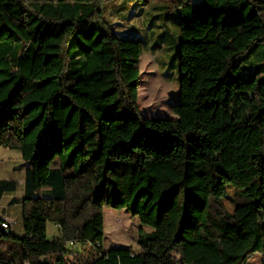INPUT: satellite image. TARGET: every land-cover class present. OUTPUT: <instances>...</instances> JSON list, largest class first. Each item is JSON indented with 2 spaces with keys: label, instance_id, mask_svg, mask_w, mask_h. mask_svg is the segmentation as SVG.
<instances>
[{
  "label": "trees",
  "instance_id": "trees-1",
  "mask_svg": "<svg viewBox=\"0 0 264 264\" xmlns=\"http://www.w3.org/2000/svg\"><path fill=\"white\" fill-rule=\"evenodd\" d=\"M116 1L0 0V150L24 165L23 232L0 217V264H264V31L235 48L238 78L222 77L217 38L180 41L176 118H145L142 40L106 20ZM166 9L183 29L206 15L264 28V0ZM14 191L0 181V200ZM106 209L151 230L138 252L104 249Z\"/></svg>",
  "mask_w": 264,
  "mask_h": 264
},
{
  "label": "rangeland",
  "instance_id": "rangeland-1",
  "mask_svg": "<svg viewBox=\"0 0 264 264\" xmlns=\"http://www.w3.org/2000/svg\"><path fill=\"white\" fill-rule=\"evenodd\" d=\"M171 0H126L124 14L127 21L122 22L119 18V11L116 2L104 5L106 20L112 25L116 32H127L131 37H139L142 40V55L140 57L139 87L137 95V107L140 115L145 118L175 119L176 116L171 111V105L178 102V43L182 40H196L205 37L217 38L223 48V72L224 79L238 78L240 75V61L234 54L235 48H242L252 37L264 31L260 18L246 26L232 24L231 20L224 17H209L201 24L183 29L174 22L173 10L167 11V6ZM115 6V11L113 7ZM117 9V10H116ZM135 11V12H134ZM134 13L131 18L129 14ZM217 13L213 14L216 16ZM238 23L237 20H234ZM20 160V159H19ZM12 164L16 165L17 160L12 159ZM0 165L6 166L0 162ZM11 172L0 171V181L12 177L17 186V191L21 188L18 179L21 169ZM44 192L40 191L43 196ZM232 187L227 186V195L231 196ZM7 203L3 199L0 205V213L3 212ZM228 211L233 208L227 205ZM10 214L19 218L22 222L21 211L10 209ZM6 219V218H5ZM12 221V228L16 219H6ZM49 238L59 232L53 224L49 225ZM139 230L150 232L151 230L139 222L137 218L131 217L126 211H116L112 209L104 210V241L105 250L111 248H127L138 252L136 244ZM71 250H79L80 246H67ZM248 264H260V256L255 254Z\"/></svg>",
  "mask_w": 264,
  "mask_h": 264
},
{
  "label": "crops",
  "instance_id": "crops-1",
  "mask_svg": "<svg viewBox=\"0 0 264 264\" xmlns=\"http://www.w3.org/2000/svg\"><path fill=\"white\" fill-rule=\"evenodd\" d=\"M123 1H126V0H118V3L117 6L119 7V18H121V21L122 22H126L127 21V17H126V14H124V11H125V5L123 6L121 3ZM193 2H196L198 0H192ZM123 7V8H121ZM115 11V6H114V9ZM135 12V11H134ZM129 16L132 18L134 16V13H131L129 14ZM211 16L209 15H206L204 19L206 18H209ZM220 18V17H218ZM198 24H201L200 22L195 24V25H198ZM194 25V26H195ZM12 159H16L17 160V164L14 165L12 164L13 162H11ZM20 159V160H19ZM0 162L2 163H5L6 166L3 168L2 166L3 165H0V171L2 170H8L10 168V171L11 172H15L17 171L16 169L17 168H20L21 169V172L18 179H16L17 181H19V183L21 184V188L17 191V193L15 194L14 192L12 193H5L1 200H0V205L3 201V199H6V207L5 209H3V212L0 213V217L2 219H16V222H15V225L13 226V228L11 227V230L12 232L17 235V236H21L22 235V223L20 224V220L19 218H15L13 215L10 214V209H13V208H16V209H19L20 211H22V199H23V179H24V165H23V161L21 159V155H20V152L19 151H16V150H9V149H1L0 150ZM6 181H11V182H15L13 181L14 179H12V177H9V179H5ZM16 190H17V186H16ZM54 227H57L56 225H53ZM49 228L50 226L48 225L47 227V237L49 240H54V239H57L59 237V232L57 233V235L55 236H52V239L49 238ZM58 229V227L56 228ZM59 231V229H58Z\"/></svg>",
  "mask_w": 264,
  "mask_h": 264
},
{
  "label": "built area",
  "instance_id": "built-area-1",
  "mask_svg": "<svg viewBox=\"0 0 264 264\" xmlns=\"http://www.w3.org/2000/svg\"><path fill=\"white\" fill-rule=\"evenodd\" d=\"M3 222H2V227L5 228V229H8V228H11L13 222L12 221H9V220H6V219H2Z\"/></svg>",
  "mask_w": 264,
  "mask_h": 264
},
{
  "label": "water",
  "instance_id": "water-1",
  "mask_svg": "<svg viewBox=\"0 0 264 264\" xmlns=\"http://www.w3.org/2000/svg\"><path fill=\"white\" fill-rule=\"evenodd\" d=\"M175 104V103H174ZM173 106V104L171 105V107Z\"/></svg>",
  "mask_w": 264,
  "mask_h": 264
},
{
  "label": "bare ground",
  "instance_id": "bare-ground-1",
  "mask_svg": "<svg viewBox=\"0 0 264 264\" xmlns=\"http://www.w3.org/2000/svg\"><path fill=\"white\" fill-rule=\"evenodd\" d=\"M5 229V228H4Z\"/></svg>",
  "mask_w": 264,
  "mask_h": 264
}]
</instances>
